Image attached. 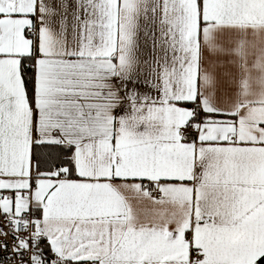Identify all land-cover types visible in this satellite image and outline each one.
<instances>
[{
    "label": "snow or ice",
    "instance_id": "obj_1",
    "mask_svg": "<svg viewBox=\"0 0 264 264\" xmlns=\"http://www.w3.org/2000/svg\"><path fill=\"white\" fill-rule=\"evenodd\" d=\"M0 264H264V0H0Z\"/></svg>",
    "mask_w": 264,
    "mask_h": 264
}]
</instances>
